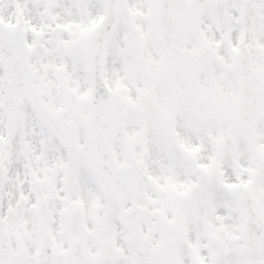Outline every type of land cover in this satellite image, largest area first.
<instances>
[{
    "label": "snow or ice",
    "instance_id": "1",
    "mask_svg": "<svg viewBox=\"0 0 264 264\" xmlns=\"http://www.w3.org/2000/svg\"><path fill=\"white\" fill-rule=\"evenodd\" d=\"M0 264H264V0H0Z\"/></svg>",
    "mask_w": 264,
    "mask_h": 264
}]
</instances>
